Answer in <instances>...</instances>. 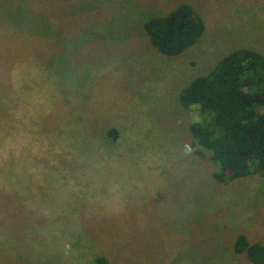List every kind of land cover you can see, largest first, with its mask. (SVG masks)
<instances>
[{"label": "rangeland", "instance_id": "obj_1", "mask_svg": "<svg viewBox=\"0 0 264 264\" xmlns=\"http://www.w3.org/2000/svg\"><path fill=\"white\" fill-rule=\"evenodd\" d=\"M182 3L204 32L166 55L145 24ZM241 48L264 0H0V264H256L264 176L216 180L182 99Z\"/></svg>", "mask_w": 264, "mask_h": 264}, {"label": "trees", "instance_id": "obj_2", "mask_svg": "<svg viewBox=\"0 0 264 264\" xmlns=\"http://www.w3.org/2000/svg\"><path fill=\"white\" fill-rule=\"evenodd\" d=\"M204 22L193 7L182 3L145 24L152 44L166 55H178L194 45L204 32ZM186 107L196 106L201 120L191 124L194 151L215 163L218 181L264 176V55L241 48L223 57L205 76L194 79L182 93ZM117 131L110 129L114 138ZM234 250L264 263V240L250 243L244 234ZM95 264H108L99 257Z\"/></svg>", "mask_w": 264, "mask_h": 264}]
</instances>
